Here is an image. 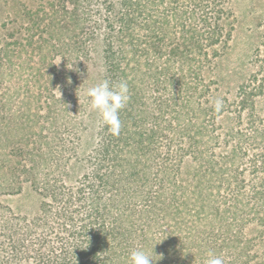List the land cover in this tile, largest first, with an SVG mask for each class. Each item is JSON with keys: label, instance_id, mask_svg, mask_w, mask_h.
<instances>
[{"label": "rangeland", "instance_id": "1", "mask_svg": "<svg viewBox=\"0 0 264 264\" xmlns=\"http://www.w3.org/2000/svg\"><path fill=\"white\" fill-rule=\"evenodd\" d=\"M164 6L159 26L169 32L151 62L158 71L143 84L151 114L145 124L156 136L143 189L150 200L165 199L166 209L151 215L148 226L160 223L157 230L165 231L176 218L182 228L193 221L191 233L182 230L186 240L179 232L166 235L168 244L186 248L180 264H204L209 252L224 264H264V0H165ZM182 12L197 23H182ZM114 15L103 0H0V264H28L27 255L9 257L4 216H38L44 202H53L41 182L75 187L85 172L99 112L84 92L103 80V24ZM202 16L220 27L216 40L203 41L208 57L201 61L186 46L193 28L206 32ZM198 67L196 84L188 78ZM218 98L223 107L216 112ZM128 201L138 210L147 203L136 195ZM181 202L188 206L177 217ZM142 218H124L129 236L146 227ZM229 222L241 224L243 234L227 231ZM55 226L48 243L65 235L60 220Z\"/></svg>", "mask_w": 264, "mask_h": 264}, {"label": "trees", "instance_id": "2", "mask_svg": "<svg viewBox=\"0 0 264 264\" xmlns=\"http://www.w3.org/2000/svg\"><path fill=\"white\" fill-rule=\"evenodd\" d=\"M103 4L109 13H115L112 18L107 16L103 24V80L107 79L110 85L124 80L129 86L130 100L120 111V134L111 135L107 126H102L99 115L97 137L87 154L86 169L79 185L68 187L56 181H43L41 184L49 190L45 196H49L53 202H44V209L38 216L31 219L20 217L19 221L4 216L3 228L11 244L9 257L13 259V253L27 255L24 260L28 264H35L30 261L38 264H130V252L142 248L152 255L155 260L153 264H180L182 251L186 248L182 244L177 246L176 242L168 244L166 235L179 232L182 239L186 240L187 236L182 230L189 229L191 233L193 221L191 225L189 223L186 228H182L179 218H176L170 230L165 231L157 230L160 223L154 228L149 227L148 223L152 220L150 216L158 217V213L166 209L165 199L161 201L153 197L150 200L149 191L143 189L152 176L148 161H151L153 156L149 149L156 137L153 128L150 131L145 124V117L151 114L145 106L143 84L151 77L150 72L157 73L158 70L151 63L153 55L159 56L157 53H160L162 48L160 41L169 32L159 26L160 18L164 16L160 14L166 10L165 0H103ZM174 4L172 1L169 6L178 8ZM175 13L176 11H173L171 15ZM179 16L182 23H197V18L193 15L189 17L182 12ZM210 19L208 16L201 18L206 32L192 27L195 31L189 40L192 43L186 46L187 50L201 61L203 57H208V50L202 52L203 41L216 40L219 35L220 25L210 22ZM65 44L71 46L70 43ZM185 57L191 56L186 52ZM200 68L198 67V72H192L197 76L188 78L192 83L197 84V79L201 81ZM171 83L179 85L180 89V80ZM136 117L141 118L140 124ZM162 173L164 177L167 175L165 169ZM175 183L178 190L183 189V185ZM135 195L149 204L146 203L139 210L135 202L130 205L128 200ZM211 203L215 204L216 199L213 198ZM159 205L162 208L156 209ZM187 206L188 203L185 202L177 204L176 216L179 217L180 212L186 211ZM225 212L231 213L230 206L225 207ZM231 214H234L233 219L236 218L234 211ZM139 217L146 219L145 228L149 230L146 232L143 227L139 234L129 236L131 229L125 227L123 221L127 223V220ZM261 217L264 215L259 218L264 223V218ZM55 220L61 221L65 234L59 236L58 244L47 241V233L56 227ZM21 221L24 223L20 226ZM229 225L231 229L227 231L233 229L237 234L242 232L241 224L233 225L229 222ZM28 237L32 239L29 240ZM170 237L178 238L176 235ZM239 244L237 241L232 249L234 255L241 250L237 246Z\"/></svg>", "mask_w": 264, "mask_h": 264}, {"label": "clouds", "instance_id": "3", "mask_svg": "<svg viewBox=\"0 0 264 264\" xmlns=\"http://www.w3.org/2000/svg\"><path fill=\"white\" fill-rule=\"evenodd\" d=\"M60 60L61 58L58 63ZM72 67L73 65L71 63V66L68 68ZM84 98L89 100L93 110L99 112L102 126H107L111 135L118 136L122 127L120 111L130 100L128 83L121 80L110 85L107 79L102 80L87 88L84 92ZM222 107L223 100L219 98L216 99L214 101V110L219 112ZM129 260L130 264H153L155 261L152 255L142 248L132 250L129 254ZM204 264H224V260L220 256H216L209 252L208 258L204 261Z\"/></svg>", "mask_w": 264, "mask_h": 264}]
</instances>
